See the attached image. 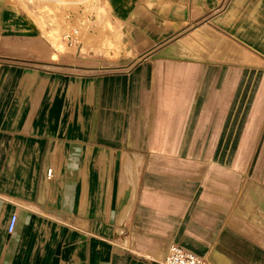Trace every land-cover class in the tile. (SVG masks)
Returning a JSON list of instances; mask_svg holds the SVG:
<instances>
[{
	"label": "crops",
	"instance_id": "0c3cea01",
	"mask_svg": "<svg viewBox=\"0 0 264 264\" xmlns=\"http://www.w3.org/2000/svg\"><path fill=\"white\" fill-rule=\"evenodd\" d=\"M102 1L116 30L93 25L90 45L96 10L68 18L74 61L100 71L0 57V264H160L172 243L264 264L263 181L243 194L264 164V0ZM31 18L0 0V42L38 36ZM115 36L116 60L91 53Z\"/></svg>",
	"mask_w": 264,
	"mask_h": 264
},
{
	"label": "rangeland",
	"instance_id": "374dc122",
	"mask_svg": "<svg viewBox=\"0 0 264 264\" xmlns=\"http://www.w3.org/2000/svg\"><path fill=\"white\" fill-rule=\"evenodd\" d=\"M18 2L20 6L32 17L33 25L38 27V36L34 37H22L18 38L16 41H1L0 42V57L4 60H11L7 57H15L12 60L17 62H24L28 67L33 69H38L43 71L46 77L53 75L54 73H68L69 76H77L78 74L89 73L91 70L100 71V68H86L81 67L79 64H93L91 62H86V60H75L73 56V49L80 48V45H69L65 39L64 35L70 33L74 29H78L79 33L81 32L80 24L73 23L70 18L73 16V13L69 11H74L79 9L81 6H89L90 10H96L95 19H88L84 23V35L83 39L85 40V45L91 44V35L88 33L89 29H107L110 31H115L116 27L112 24L110 19V14L108 12L107 5L103 3L102 0H10ZM93 5V6H92ZM34 19V20H33ZM97 27V28H96ZM81 34V33H80ZM181 35L179 38H181ZM181 42V41H180ZM118 38L115 36L113 38H107L106 41L100 42L96 49L93 47L91 53H98L99 50H103L104 57L109 60H116L119 57L117 51ZM84 45V46H85ZM84 48V47H83ZM89 47H85L87 49ZM91 48V47H90ZM98 49V50H97ZM96 50V51H94ZM86 53V51H85ZM84 53V54H85ZM2 55V56H1ZM91 55V54H90ZM89 57V56H88ZM92 58V57H91ZM68 63H72L68 67ZM78 63V65H77ZM100 64V63H97ZM96 64V65H97ZM89 70L87 72L86 70ZM104 70V69H102ZM109 70V69H107ZM106 70V71H107ZM92 102V101H91ZM243 102V101H242ZM94 103V102H93ZM92 106V104H91ZM95 107V106H94ZM99 121V116L92 117L88 115L85 117L91 123L92 119ZM242 121V125L238 126L240 129L239 132L243 131L248 124L249 116H237V120ZM255 119V118H254ZM258 124V123H257ZM259 125V124H258ZM257 125V127H258ZM255 127V125H254ZM260 128H262L260 126ZM255 138H258V141L264 140V126L262 131H258L255 135ZM261 155V148L257 147L255 149ZM264 153V149H263ZM246 178H248V186L244 188L243 194L249 195L248 188L259 189V185L255 182H251V177L255 181L264 183V164H252L247 168ZM260 174V177L258 175ZM249 188V189H250ZM259 190H254L252 196L254 199L260 196L254 195L259 193ZM255 217H260L261 211L264 212V207H252ZM262 209V210H261Z\"/></svg>",
	"mask_w": 264,
	"mask_h": 264
},
{
	"label": "built area",
	"instance_id": "2783aa9c",
	"mask_svg": "<svg viewBox=\"0 0 264 264\" xmlns=\"http://www.w3.org/2000/svg\"><path fill=\"white\" fill-rule=\"evenodd\" d=\"M65 41L69 45H76L80 44L79 41V31L78 29L72 30L70 33H66L64 35ZM51 174V170L48 172ZM18 221L17 214H12L9 222H8V233H13V231L16 228ZM160 264H208L207 261L204 259V257L178 245L175 243H172L168 251L163 259V261Z\"/></svg>",
	"mask_w": 264,
	"mask_h": 264
}]
</instances>
